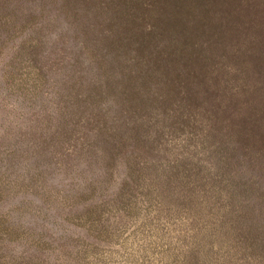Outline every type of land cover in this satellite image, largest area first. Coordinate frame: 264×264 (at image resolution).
Here are the masks:
<instances>
[{"label":"rangeland","instance_id":"374dc122","mask_svg":"<svg viewBox=\"0 0 264 264\" xmlns=\"http://www.w3.org/2000/svg\"><path fill=\"white\" fill-rule=\"evenodd\" d=\"M9 1L21 6L18 17L37 18L45 43L64 47L55 89L64 91L65 72L76 73L66 91L84 117L106 119L98 134L114 149L103 193L117 203L97 209L102 233L72 217L102 205L99 195L54 209L51 221L10 213L23 229L53 237L37 257L264 264L252 245L264 244V0ZM46 102L55 109L64 101ZM54 178L59 188L70 182ZM27 240L13 241L18 254ZM75 245L88 259L72 256Z\"/></svg>","mask_w":264,"mask_h":264},{"label":"trees","instance_id":"16d2710c","mask_svg":"<svg viewBox=\"0 0 264 264\" xmlns=\"http://www.w3.org/2000/svg\"><path fill=\"white\" fill-rule=\"evenodd\" d=\"M10 5L11 1L0 0V10H6L0 16V208H8L0 212V264H45L47 261L37 255L53 248V237L36 232V228L23 229L18 222L9 221L10 213L25 210L27 219L51 221L54 209L73 210L78 202H87L96 195L104 198L103 192L111 184L114 149L107 138L98 134L106 119L93 122L91 117H84L83 111L75 107L77 100L66 91L76 73L65 72L64 91L55 89L66 60L63 53L60 57L57 53L64 47L45 43L47 33L37 25V18L25 21L17 15L21 6ZM78 64L84 72L83 62ZM77 77L83 79V75ZM57 96L63 104L50 108L46 101ZM104 164L110 168L102 171ZM54 174L70 182L59 188ZM104 199L102 205L89 207L86 215L76 212L72 217L102 233L103 225L97 221L101 211L97 209L117 203ZM23 235L29 246L18 254L12 243ZM59 242L58 253H64V240ZM252 245L264 252V244L252 241ZM81 249L75 245L72 254L79 262L88 259L87 250ZM60 262L63 264V259ZM185 262L202 264L197 255Z\"/></svg>","mask_w":264,"mask_h":264}]
</instances>
